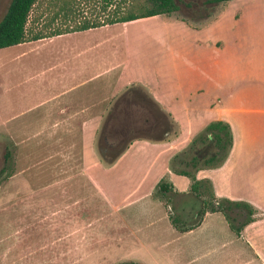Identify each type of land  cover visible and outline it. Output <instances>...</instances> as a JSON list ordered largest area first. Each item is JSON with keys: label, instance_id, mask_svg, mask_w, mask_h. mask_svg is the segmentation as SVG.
I'll return each mask as SVG.
<instances>
[{"label": "crops", "instance_id": "obj_1", "mask_svg": "<svg viewBox=\"0 0 264 264\" xmlns=\"http://www.w3.org/2000/svg\"><path fill=\"white\" fill-rule=\"evenodd\" d=\"M149 26L157 31L146 30ZM7 47L19 48L11 58L20 60L19 71L28 84L14 88V93L27 98L25 110L36 143L70 140L74 143L67 147L68 156L77 158L68 179L15 183L24 186L14 198L23 195L18 210L30 221L20 220L13 227L11 264H20L22 258L27 264H53L54 249L61 264H264V0H228L197 27L152 15ZM129 86L147 92L178 131L165 140L133 138L105 165L96 148L99 130ZM213 120L228 124L232 145L219 165L201 167L194 176L210 182L209 193L215 198L249 204L252 220L236 234L222 213L206 211L196 226L180 231L162 213L165 226L140 230L135 226L138 218L151 224L156 209L164 208L158 198L149 199L162 177L181 194L179 204L174 197L167 199L169 212L174 204L183 220L194 217L199 201L189 192L188 177L172 171L170 161ZM132 152L139 153L143 163L116 171ZM186 152L174 167L189 169ZM131 172L132 187L115 201L112 183H125ZM75 174L83 179L70 182ZM2 180L4 185L10 182ZM88 186L104 214L96 212L89 194L69 191ZM53 188L59 189L61 201L43 192ZM128 203L139 207L130 219L121 214ZM26 230L43 233L46 241L29 247L24 257L16 241ZM42 250L43 259L38 257Z\"/></svg>", "mask_w": 264, "mask_h": 264}, {"label": "trees", "instance_id": "obj_2", "mask_svg": "<svg viewBox=\"0 0 264 264\" xmlns=\"http://www.w3.org/2000/svg\"><path fill=\"white\" fill-rule=\"evenodd\" d=\"M77 0H9L0 17V48L18 43L47 38L73 31L98 27L106 24L121 23L152 15H167L177 9L174 0H100L99 11L107 13L83 16ZM228 0H203L207 9L205 21L195 24L186 18L179 19L197 27L212 18L217 7ZM112 6L110 10L107 7ZM191 6V5H189ZM111 117L100 127L96 141L100 161L108 165L123 151L133 138L165 140L177 134V125L169 114L163 111L151 96L136 86H129L118 98ZM152 117V118H151ZM116 143L120 144L116 148ZM232 145V135L227 123L221 120L208 122L190 141L186 150L175 154L170 161L172 171L189 178V192L198 199L199 204L193 210L194 217L183 220L171 206L169 219L180 231L196 226L204 212H220L230 228L239 234L242 227L252 220L253 208L243 201H231L210 195V182L198 180L194 171L201 167L219 165L227 156ZM116 148V149H114ZM104 149V151L102 150ZM187 150L191 155L184 162L189 169L176 168L173 163ZM3 173V169L0 170ZM157 192L180 196L172 191V185L165 177L159 179L155 187ZM207 195L201 198V195ZM118 264H140L123 261Z\"/></svg>", "mask_w": 264, "mask_h": 264}, {"label": "rangeland", "instance_id": "obj_3", "mask_svg": "<svg viewBox=\"0 0 264 264\" xmlns=\"http://www.w3.org/2000/svg\"><path fill=\"white\" fill-rule=\"evenodd\" d=\"M8 1L9 0H0V17L4 13ZM202 1L203 0H174L177 9L166 16L171 18H179L183 16L191 23L199 24L207 19H205V14L207 11L206 8L201 14L194 13V11L196 12L198 9L203 7ZM76 2L78 3L76 7L81 10L83 16L92 17L96 14H100V16H102L103 14L107 13V11L103 13L99 11V6L101 3L100 0H77ZM107 8L108 9L106 10H110L112 6ZM187 25L191 26L190 24ZM146 30L156 32L157 28L149 26L146 28ZM105 34L107 33L102 35ZM18 49V47L0 48V76H2L0 79V170L3 169V173H0V201L3 199V205H0V264H11L13 256L11 249L14 239V225L19 223L20 220H22V222L30 221L29 216H27V220H25L26 217L23 216L18 210L20 205V198L18 199V197L23 195L20 194L17 198H14L17 191L20 193L24 192V186L22 184L17 185L15 183L20 180H30L41 185L52 180L59 181L62 179H68V177L72 175L71 166L76 165L77 163L76 156H68L69 151L67 147L73 145L74 143L70 140H40L37 142L38 144L36 143L33 133L34 126H30L28 124L29 112L28 110H25L27 107V98L22 96L21 99H18V97L21 95H16V93H14V88L22 87L28 84L24 81L25 74L19 71L18 65L21 63L20 60H12L11 58ZM118 52L121 53L119 50ZM14 67H18V71H13ZM116 145V148L120 146L118 143H116ZM102 150L104 151V149ZM147 151L151 152L150 150ZM187 151L188 152H186L184 156L189 158L191 153L189 150ZM144 158L145 156L143 159ZM141 160L142 159H139V153L132 152L118 163L119 165L116 171L121 170V168L125 169L127 166H130L136 162L142 164L144 160H142V162ZM18 171L19 174H16ZM128 175L129 177L126 179L125 183H112V194L114 195L113 199L115 201L122 199L125 193L132 187L135 181V173L131 172V174ZM74 176L75 177L73 179H69L70 182L75 180L80 181L83 179L80 175L75 174ZM4 178L5 181H10L7 185L2 184L4 181L2 179ZM166 181L168 182L167 178ZM69 191L75 192V194H89V199L93 201L94 207H96V212L98 214H104V207L98 201L97 196L90 190L89 186L79 190L73 188ZM43 192L52 194L55 202L61 201L60 196L57 195V193H59V189H46L43 190ZM173 197L175 199L174 204H179L178 202L180 201V197L170 195L171 199ZM201 197L205 198L208 196L201 195ZM151 198H158L161 200L164 208L156 209L154 217L149 218L150 220L154 219L151 224L146 225L147 221L145 218H138L137 220L139 221L137 224L132 222L136 224L135 226H139L140 230L147 232L158 227L161 228L162 226H165L166 221L161 218V214L163 213L167 216L170 214L168 206L165 204L168 199L167 196H162V193H157L156 190H154L149 199ZM29 201L30 200L28 199L27 202ZM123 207H125V204ZM40 211H44L43 206L40 208ZM136 213H139L138 203H128L127 206L121 211V214L124 216L130 215L129 219L135 217ZM19 215L22 219L19 217ZM41 225L42 228H44V225L46 224L44 222ZM54 230L57 231L55 233L59 232L58 228ZM30 235L33 236L29 237ZM45 241L46 237L43 235V233L34 234L33 231L29 232V230H26L20 234L19 240L16 241L19 242L17 244L19 247L18 253L21 255L24 254L25 257L29 247H31V249L35 246L39 247ZM6 252L8 254H6ZM52 254L53 264H61L59 250L54 249ZM45 256V250H42V252L38 251V257L43 259ZM43 261L44 260H41L40 264H48L44 263ZM19 263L27 264V260L22 258Z\"/></svg>", "mask_w": 264, "mask_h": 264}, {"label": "flooded vegetation", "instance_id": "obj_4", "mask_svg": "<svg viewBox=\"0 0 264 264\" xmlns=\"http://www.w3.org/2000/svg\"><path fill=\"white\" fill-rule=\"evenodd\" d=\"M205 9V7L203 6V7H201L200 9H198L196 12L194 11V13H199V14H201L202 12H203V10Z\"/></svg>", "mask_w": 264, "mask_h": 264}]
</instances>
